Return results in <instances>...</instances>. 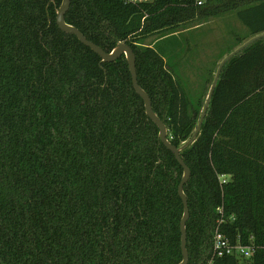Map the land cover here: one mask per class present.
Returning a JSON list of instances; mask_svg holds the SVG:
<instances>
[{
	"label": "trees",
	"instance_id": "16d2710c",
	"mask_svg": "<svg viewBox=\"0 0 264 264\" xmlns=\"http://www.w3.org/2000/svg\"><path fill=\"white\" fill-rule=\"evenodd\" d=\"M60 3L0 0V264H177L183 168L125 56L101 62L59 29ZM225 11L247 29L239 44L264 32V0H71L65 21L107 52L132 48L138 84L180 146L200 108L146 38ZM180 156L187 264L205 260L216 227L254 251L214 264H264V38L224 65Z\"/></svg>",
	"mask_w": 264,
	"mask_h": 264
},
{
	"label": "rangeland",
	"instance_id": "374dc122",
	"mask_svg": "<svg viewBox=\"0 0 264 264\" xmlns=\"http://www.w3.org/2000/svg\"><path fill=\"white\" fill-rule=\"evenodd\" d=\"M246 35L247 29L235 13L225 11L216 15L198 14L179 30H168L146 39L151 40L200 113L222 55Z\"/></svg>",
	"mask_w": 264,
	"mask_h": 264
},
{
	"label": "water",
	"instance_id": "95a60500",
	"mask_svg": "<svg viewBox=\"0 0 264 264\" xmlns=\"http://www.w3.org/2000/svg\"><path fill=\"white\" fill-rule=\"evenodd\" d=\"M71 0H61V3L59 7L56 10V24L62 31L66 33L74 34L77 39L84 44L85 46L92 49L96 54H98L101 58V62H110L118 58L121 54L125 56L126 62L128 64L129 72L131 75V81L134 90L136 93L142 98L145 113L150 118L153 123L158 128V140L161 142L168 150H170L177 162L182 166L183 173L181 180L178 184L177 191L178 195L180 196L183 204V213L182 217L180 219V248H181V254L182 259L177 264H187L189 260L188 250H187V232H186V222L189 218V208H188V200L187 196L184 192V184L189 180L190 178V169L180 156V152L190 145L195 138L197 137L201 125L204 121V118L206 116L208 107L210 105V101L212 98V94L214 92V89L216 87L217 81L220 77V73L224 65L236 54L241 52L245 47L253 43L254 41L264 38V32L252 35L251 37L244 40L241 44L236 46L235 48L231 49L229 52H227L219 61L217 68L214 72V76L212 78V81L209 85L207 94L204 98V104L200 113V116L198 118V121L196 122V126L192 134L189 138H187L180 146L174 145L168 138L167 133V127L164 123V121L158 116V114L153 110L151 99L148 95V93L138 84L137 81V73H136V67H135V54L132 50V48L125 43L124 41H118L115 46L109 51L103 50L100 46H98L96 43L90 41L86 38V36L74 25H71L65 21V14L70 6Z\"/></svg>",
	"mask_w": 264,
	"mask_h": 264
},
{
	"label": "built area",
	"instance_id": "2783aa9c",
	"mask_svg": "<svg viewBox=\"0 0 264 264\" xmlns=\"http://www.w3.org/2000/svg\"><path fill=\"white\" fill-rule=\"evenodd\" d=\"M151 0H124L126 3L139 4L149 2ZM198 5L202 4V0H196ZM221 220H219L220 222ZM254 251L253 246L242 244L241 242L232 243L230 239L216 227L212 234L211 249L201 264H214L216 259L224 255H234L235 257L249 258Z\"/></svg>",
	"mask_w": 264,
	"mask_h": 264
},
{
	"label": "flooded vegetation",
	"instance_id": "af4514ba",
	"mask_svg": "<svg viewBox=\"0 0 264 264\" xmlns=\"http://www.w3.org/2000/svg\"><path fill=\"white\" fill-rule=\"evenodd\" d=\"M210 249H211V248H210ZM210 249H209V250H210Z\"/></svg>",
	"mask_w": 264,
	"mask_h": 264
}]
</instances>
